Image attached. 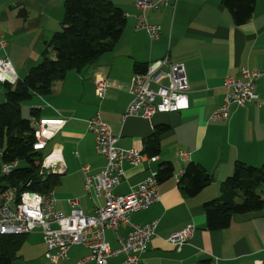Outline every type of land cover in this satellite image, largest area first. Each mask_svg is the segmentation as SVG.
Instances as JSON below:
<instances>
[{
	"label": "crops",
	"instance_id": "1",
	"mask_svg": "<svg viewBox=\"0 0 264 264\" xmlns=\"http://www.w3.org/2000/svg\"><path fill=\"white\" fill-rule=\"evenodd\" d=\"M112 1L123 9L127 19L114 48L93 65L81 71H68L64 79L53 83L51 93L35 95L26 106L28 112L32 107L38 108L40 118L65 121L42 151L48 155L55 150L61 158L50 169L58 176L52 190L56 209L69 214L68 200L72 197L80 199V207L87 214H94L105 204L103 194L84 188L83 167L88 165L99 171L105 166V157L95 148V134L88 130V119L99 114L119 137L118 147L142 151L155 127L166 124L169 130L160 137L157 159H147L138 166L124 162V178L113 189L116 195L128 194L151 171H157L162 161H170L174 166V175L158 184L159 201L131 215L132 222L140 226L159 221L155 236L141 256L143 263L258 264L264 258V207L261 211L236 214L225 229L208 230L204 203L221 194V182L233 173L236 161L264 163V0L256 1L251 19L240 26L234 24L222 0H169L166 6L160 3L158 8L144 13L149 23L161 26L156 39L137 27L140 11L134 0ZM64 2L0 0V58L10 60L18 78L41 61L46 42L61 29ZM51 54L54 56L53 51ZM166 55L185 67L190 84L189 107L177 112H157L150 119L124 117L132 99L129 86L135 65H147ZM242 68L261 72L255 81L258 100L243 106L233 104L227 120H212L211 115L222 103L225 78H240ZM99 74L110 84L103 98L95 91ZM4 97L2 84L0 100ZM181 151L186 155L182 156ZM191 161L204 166L213 181L196 196L188 197L178 181ZM259 191L264 198V186ZM190 224L195 227L192 236L177 248L169 241L170 235ZM129 230L127 226L107 229L110 247L118 248L119 238ZM39 244L37 255L26 260L31 264H49L43 259V236ZM87 252L85 246L74 245L56 264H73ZM125 258L121 252L109 262L125 264Z\"/></svg>",
	"mask_w": 264,
	"mask_h": 264
},
{
	"label": "built area",
	"instance_id": "2",
	"mask_svg": "<svg viewBox=\"0 0 264 264\" xmlns=\"http://www.w3.org/2000/svg\"><path fill=\"white\" fill-rule=\"evenodd\" d=\"M140 11L138 28L145 29L152 39L159 37L160 24L149 23L145 11L158 8L159 4L169 5V0H134ZM5 42L1 41L4 46ZM164 67H168L165 71ZM261 76L256 69L242 68L241 77L227 76L224 80L225 93L222 103L211 115L214 121L227 120L233 104L243 106L258 100L255 81ZM18 76L7 57L0 58V83L15 84ZM109 81L101 74L95 78V91L99 98L106 95ZM190 84L182 63L173 62L169 55L152 60L143 72H135L130 80L129 92L132 96L124 117L141 116L150 119L157 112H177L189 107L188 92ZM62 119L31 118L34 129L35 150L43 151L48 141L63 127ZM88 130L95 134L96 151L105 157L102 170L93 171L88 165L83 167L84 188L105 196V204L98 207L94 214H87L80 207L78 197L69 198V214H64L55 207L53 192L43 194L32 190L18 191L8 187L0 191V235L29 234L40 228L46 245L45 257L56 264L67 256V251L74 245H83L87 254L73 264H111L109 259L125 253V264H144L141 256L148 249L158 219L146 225H136L131 220L134 212L144 210L160 199L157 172L151 171L145 179L135 185L130 193L116 195L113 189L122 181L125 172L124 162L138 166L145 160L155 161L156 156H148L137 148H121L111 127L99 114L88 119ZM185 156L186 153L181 151ZM59 152L53 150L46 155L42 163L43 169L50 170L59 164ZM17 161L2 165V172L9 174L16 167ZM130 228L125 237H120V246L112 249L106 240V230H117L119 227ZM195 227L190 224L186 228L170 235L169 241L180 248L192 236ZM258 264H264V258Z\"/></svg>",
	"mask_w": 264,
	"mask_h": 264
},
{
	"label": "trees",
	"instance_id": "3",
	"mask_svg": "<svg viewBox=\"0 0 264 264\" xmlns=\"http://www.w3.org/2000/svg\"><path fill=\"white\" fill-rule=\"evenodd\" d=\"M257 0H222L237 26L248 22ZM126 14L112 0H65L61 29L46 42L41 61L31 67L15 84L2 83L5 100L0 103V191L8 187L51 192L57 175L43 169L46 155L35 150V133L30 121L40 117V110L30 108V117L22 113V103L35 95L51 93L53 83L62 80L70 70L81 71L111 51L126 25ZM53 51L54 56H52ZM147 65L136 64V72ZM169 130L158 125L143 144V152L156 156L160 152V137ZM17 161L11 173L2 174V165ZM157 172L158 182L174 175L170 161H162ZM213 181V176L199 163L189 162L178 184L185 196H196ZM264 186V163L251 165L236 161L233 173L221 182V194L204 203L206 229L220 230L230 226L236 214L261 211L264 198L259 189ZM27 234L0 235V264H13Z\"/></svg>",
	"mask_w": 264,
	"mask_h": 264
},
{
	"label": "rangeland",
	"instance_id": "4",
	"mask_svg": "<svg viewBox=\"0 0 264 264\" xmlns=\"http://www.w3.org/2000/svg\"><path fill=\"white\" fill-rule=\"evenodd\" d=\"M1 86L2 83H0V87ZM4 100L5 97L2 100H0V103H2ZM29 102L30 100H27L22 103V113H24L23 116L26 118H28L29 116L28 109L26 108V106L30 104ZM44 154H46V152ZM1 163H2V159L0 152V164ZM42 236L43 233L40 228L36 229L32 233L27 234V240L24 243V245L21 246L20 251L18 253V257L13 261V264H31L30 262H27L26 258L29 259L30 257H35L37 255L40 248L39 241L42 238ZM43 259L45 260L46 263L51 264V262L46 257H44Z\"/></svg>",
	"mask_w": 264,
	"mask_h": 264
}]
</instances>
